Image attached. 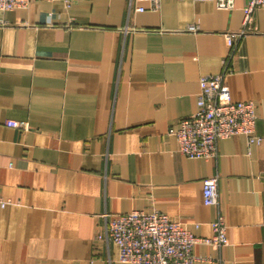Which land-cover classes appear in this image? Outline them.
<instances>
[{"label":"crops","instance_id":"0c3cea01","mask_svg":"<svg viewBox=\"0 0 264 264\" xmlns=\"http://www.w3.org/2000/svg\"><path fill=\"white\" fill-rule=\"evenodd\" d=\"M245 4L35 0L0 12V264H122L105 214L153 210L201 238L223 217L228 243L196 244L195 264H264V8L224 79L230 101L254 102L261 143L231 136L205 160L168 133L197 110L200 77L221 72L223 33L241 27Z\"/></svg>","mask_w":264,"mask_h":264},{"label":"built area","instance_id":"2783aa9c","mask_svg":"<svg viewBox=\"0 0 264 264\" xmlns=\"http://www.w3.org/2000/svg\"><path fill=\"white\" fill-rule=\"evenodd\" d=\"M35 0H0V12L25 8ZM54 1V0H46ZM66 7L78 0H60ZM147 2L150 11H158L161 0H128V10L143 12L138 2ZM205 1V0H192ZM218 9L230 10L234 0H210ZM264 8V0H246L243 7L241 27L237 31L223 33L229 53L223 60V68L217 74L203 75L199 79L197 110L178 120L176 128L170 127L178 144V152L188 158L216 159L218 144L231 136L242 135L247 144H260L262 138L255 133L256 111L253 101L232 102L228 99L224 79L233 72L230 58L236 44L242 38L256 33L254 10ZM0 23L4 24L3 20ZM196 31L195 25L188 26ZM7 126L27 130L26 122L8 120ZM203 203L218 205V176L213 175L202 181ZM10 201L3 198L0 191V208ZM104 236L118 251V261L122 264H195L199 257L194 252L196 244H204L220 249L228 243L226 225L221 215L211 223L210 237H196L183 228L178 220L153 210L151 212L132 211L107 215Z\"/></svg>","mask_w":264,"mask_h":264}]
</instances>
